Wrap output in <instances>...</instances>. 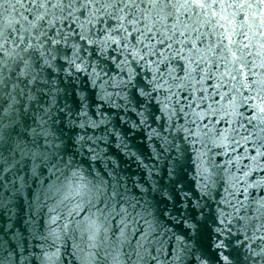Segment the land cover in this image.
Wrapping results in <instances>:
<instances>
[{
  "label": "snow or ice",
  "instance_id": "snow-or-ice-1",
  "mask_svg": "<svg viewBox=\"0 0 264 264\" xmlns=\"http://www.w3.org/2000/svg\"><path fill=\"white\" fill-rule=\"evenodd\" d=\"M14 92L39 107L49 101L45 116L71 97L49 118L79 130L41 145L20 138L19 119V131L0 122V209L26 187L17 165L30 161L34 178L47 171L32 204L61 209L42 237L49 248L71 241L79 264H119L124 233L112 238L98 221L128 215L129 197L118 165L105 176L88 163L115 142L147 171L149 187L131 207L152 217L145 240L161 227L175 239L167 264H264V195L252 194L264 192V0H0V121L12 107L4 101L18 102ZM184 159L196 166L195 198L181 179ZM149 190L152 202L143 200ZM156 196L165 202L159 216L179 231L161 224ZM6 243L0 264H17ZM56 259L44 253L47 264Z\"/></svg>",
  "mask_w": 264,
  "mask_h": 264
},
{
  "label": "water",
  "instance_id": "water-1",
  "mask_svg": "<svg viewBox=\"0 0 264 264\" xmlns=\"http://www.w3.org/2000/svg\"><path fill=\"white\" fill-rule=\"evenodd\" d=\"M13 95L18 102L13 103L11 98L4 101L3 108H8L9 104H12V107L8 115L4 116L0 122L10 124L12 127L9 131H12L13 128L19 131L21 125L13 123L19 119L24 127L20 138L24 140L35 139L37 143L43 145L45 139L55 142V138L58 136L62 140H67L79 131L78 129L66 126V122L63 124L53 123V119H58V116L55 115L57 108L63 107L66 112L68 109L65 105L71 106V97L67 99L63 96L59 97L56 107H53L49 115L45 116L44 109L49 104V101L46 99H41L40 104L43 107H39L35 102L30 103L26 97H20L15 92ZM25 107L28 108L27 114L24 112ZM0 113H2V108H0ZM50 116L53 119H50ZM32 130H34V133ZM46 133L47 136L45 135ZM140 139V136L131 137L130 143L136 145ZM102 151L104 155L101 159L90 160L88 163L92 165L96 172L105 176L108 171H111L113 167L118 165L116 172L119 174L121 184L123 185L121 191H125L126 189V194L129 197V203L121 205L128 209V215L125 216L123 213L120 215L113 214L106 221L104 217H99L98 222L109 230L108 235L110 237H112L113 231H115V237L112 238L120 237L121 231L124 233V237L121 238V243L116 246L117 251H114L113 255L117 256L119 264H167V254L170 251V247L175 244V239H169L170 234L162 235L163 227H161L145 240L143 238L147 230L145 221L152 220V217L144 216L141 218L137 215L139 208L133 210L131 207V204L134 203L133 197L136 199L141 198L140 189L149 187V177L146 169L140 167L135 159L122 153L115 142H109L107 148H102ZM143 151L145 153L148 152L146 146L143 148ZM237 151L242 152V149H238ZM212 158L217 164H223L227 159L222 153L219 155L213 154ZM144 163H149V161L145 159ZM181 164V179L185 182L190 196L195 198V196L199 195L198 186L194 179L196 166L192 159H184ZM224 166L227 167V165ZM30 167L31 162L29 161L25 167L21 168L17 165V168L13 170L17 176L23 177L26 187L22 193H17L6 207L0 209V241L7 242L5 246L9 252H15L17 264H47L43 260L45 252H57L55 264H79L78 261L73 260L68 255V252L71 251V241H68L67 250H65V246L59 241L54 248H49L48 245L52 242L51 237L47 241L42 239V237L47 236L49 227H56V225L51 224V219L57 216L61 209L57 208L55 212H50V208L56 206L54 200L49 201L48 206L43 208H38L32 204L33 193L38 187L39 180L47 176V171H44L43 176L34 178L31 175ZM7 179H14L12 172L7 174ZM151 179H157L155 174H153ZM19 184L20 181L17 180L16 186L18 187ZM11 187L12 185L9 184V188ZM250 191L252 190L250 189ZM219 193L220 195L216 197L217 200L220 199V196L224 195L223 187L219 188ZM252 194L254 196L264 195V192L257 190L252 191ZM7 195L5 193V196ZM153 196L154 194L149 190L143 194V200L152 202ZM155 199L159 200L156 215L159 217L161 224L172 229V231H179L178 227H174L171 222H167L164 217L159 216L160 210H163L165 207V202L160 200L159 196H156ZM141 202L143 203V201ZM168 207L171 208V205H168ZM212 207L214 208L215 204ZM92 211L95 212V209ZM117 211H119V208H117ZM97 216H99V213H97ZM58 222L60 224L66 223L64 220H59ZM76 239L77 242L80 241L79 233L76 234ZM157 239L160 240V244L156 243ZM84 240H87V234H85ZM157 248H160L159 253L156 251ZM145 249L147 250L146 252ZM137 250L141 252L143 259H137L135 254ZM4 254L7 255V253ZM37 256L40 259H37ZM153 256H156L157 259L153 260L151 258ZM109 264H113L111 258L109 259Z\"/></svg>",
  "mask_w": 264,
  "mask_h": 264
}]
</instances>
